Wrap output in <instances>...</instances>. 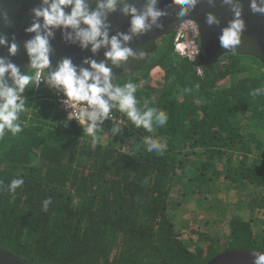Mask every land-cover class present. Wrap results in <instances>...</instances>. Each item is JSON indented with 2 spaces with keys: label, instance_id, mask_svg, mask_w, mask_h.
I'll return each mask as SVG.
<instances>
[{
  "label": "trees",
  "instance_id": "1",
  "mask_svg": "<svg viewBox=\"0 0 264 264\" xmlns=\"http://www.w3.org/2000/svg\"><path fill=\"white\" fill-rule=\"evenodd\" d=\"M203 65L198 74L175 52L174 33L163 36L118 84L137 83L138 107L165 111L167 123L149 133L113 110L115 121L97 131L95 145L66 121L52 90L26 89L23 131L0 135V246L35 264H205L232 248L264 252V219L255 230L250 217L264 206L256 194L264 188V94H250L264 88V65L236 54L217 63L203 57ZM113 123L122 129L114 136ZM146 137L166 149L149 153ZM15 178L24 184L11 192ZM217 178L250 199L244 194L242 211L229 216L223 242L198 228L194 243L182 240L188 224L178 227L170 213L175 184L185 180L195 195Z\"/></svg>",
  "mask_w": 264,
  "mask_h": 264
},
{
  "label": "clouds",
  "instance_id": "2",
  "mask_svg": "<svg viewBox=\"0 0 264 264\" xmlns=\"http://www.w3.org/2000/svg\"><path fill=\"white\" fill-rule=\"evenodd\" d=\"M118 2L119 0H98L96 9L90 10L87 0H42L39 7L32 9L34 19L25 31L35 33V36L24 44L30 71L23 74L17 64L0 57V135L6 131L13 135L23 131L20 116L26 110L28 102L24 93L28 88L38 87L42 80L50 89L62 90V103L71 109L67 119L76 120L82 126L83 132L92 137L93 145L100 141L97 131L111 118L113 110L118 109L136 128H143L149 133L153 132L154 125L163 127L167 123L168 116L165 111L148 107L147 103L144 108L138 107L137 83L129 79L123 85L114 84L113 70L107 63L110 61L118 68L129 58H142L143 52L137 54L127 45L133 37L146 34L153 26L162 27L159 21L167 12L157 7L158 0H146L143 10L125 3L122 12L131 17L129 32H119L110 37L108 15L117 10ZM198 2L199 0H172L173 4L179 6L177 15L180 18L194 10ZM223 2L232 6L234 18L222 28L218 38L219 46L235 51L241 45L247 27L243 19V9L238 0ZM68 7L70 12L66 11ZM250 7L253 13L264 14V0H252ZM5 20L7 21L6 14ZM206 22L209 26L221 23L212 13H208ZM54 29H63L65 40L78 42L83 49L91 45L94 54L99 49L106 48V59L97 62L88 58L84 60V64L89 67H79L70 58H63L52 70L53 48L50 38L54 37ZM0 45H7L11 56L18 52V44L14 40L9 44L6 36H0ZM250 94L254 97L262 95L264 88H257ZM121 130L119 124L113 123V136ZM144 143L149 153H160L166 149V142L152 137H146ZM23 184V178H15L7 187L9 191L15 192ZM49 203L50 198L44 201L45 211ZM254 264H264V253H256Z\"/></svg>",
  "mask_w": 264,
  "mask_h": 264
},
{
  "label": "water",
  "instance_id": "3",
  "mask_svg": "<svg viewBox=\"0 0 264 264\" xmlns=\"http://www.w3.org/2000/svg\"><path fill=\"white\" fill-rule=\"evenodd\" d=\"M90 10H95L98 0H87ZM242 5L243 19L246 22V30L242 37V43L237 50H225L219 46V35L223 27L234 18L232 6L225 4L223 0H199L194 10L187 16L180 18L177 13L179 6L172 0H158L157 7L167 12L159 23L162 27L153 26L152 30L138 37H133L127 46L131 47L137 54L143 52L142 58H129L122 62L120 67H115L110 61L108 66L113 70V83L118 84L121 80L139 71L147 62L150 55L158 48V40L163 36L173 34L178 24L183 20H192L196 23L199 31L198 42L206 61L217 63L227 54L245 55L257 58L264 65V14L253 13L251 10L252 0H238ZM42 0H0V36H6L9 44L13 40L18 44V52L11 56L7 45H0V57H5L17 64L23 74L30 71L29 58L24 44L27 40L34 38L35 33L25 30L31 26L34 14L33 8L39 7ZM125 3L134 5L138 10H143L146 0H119L117 10L109 13L108 22L111 27L109 36L119 32L128 33L130 28V15L122 12ZM70 7L66 8L70 12ZM208 13L214 14L221 23L209 26L206 22ZM7 15V21L5 20ZM42 23V18H41ZM82 27H86L82 25ZM67 31L71 32V29ZM53 48L51 56V69L54 70L58 62L63 58H70L74 65L89 67L84 60L91 58L97 62L104 61L106 48L99 49L95 54L91 51V45L87 49L80 47L79 43L66 41L63 29H54V37L50 38ZM10 82V81H9ZM63 95L62 90H54ZM256 253H264L249 248H232L221 251L205 264H254ZM0 264H35L16 255L15 253L0 246ZM146 264H166L149 262Z\"/></svg>",
  "mask_w": 264,
  "mask_h": 264
},
{
  "label": "rangeland",
  "instance_id": "4",
  "mask_svg": "<svg viewBox=\"0 0 264 264\" xmlns=\"http://www.w3.org/2000/svg\"><path fill=\"white\" fill-rule=\"evenodd\" d=\"M154 76L161 82V72H156ZM184 182L185 180L175 184L171 193V200L178 202V205L174 207L171 205L170 213L175 216L174 220L179 224L178 227L182 223L188 224L187 227L180 228V238L186 242L190 240L194 243L198 234L192 233L191 228H198V232L220 237L221 242H223L227 236H225V233H229V216L242 211L241 202L244 194L249 199L250 197L240 188L231 189V187H228L231 181L223 182L219 178L215 179L212 190L209 192L204 190L202 194L196 193L195 195L194 193L192 195L187 194V188L183 185ZM256 194L264 198V190H260ZM209 209H212V212L211 210L207 212ZM250 217L254 218L255 230L260 228L262 226L259 225L260 220L264 219V206L257 207L255 212L250 214ZM221 219L223 220L220 221Z\"/></svg>",
  "mask_w": 264,
  "mask_h": 264
},
{
  "label": "built area",
  "instance_id": "5",
  "mask_svg": "<svg viewBox=\"0 0 264 264\" xmlns=\"http://www.w3.org/2000/svg\"><path fill=\"white\" fill-rule=\"evenodd\" d=\"M199 31L196 23L192 20H183L181 21L175 32H174V50L178 55L182 58H186L193 63V66L198 74L203 73L204 65H203V54L201 47L198 42ZM35 91H43V90H52L48 87L46 83L41 81L40 85L34 86ZM53 91V90H52ZM55 97V101L57 102L58 108L65 114L66 121L68 122H75L77 125L79 123L76 120L69 121L67 119L68 112L71 109L62 103L64 99L63 95L58 92L53 91ZM110 119L104 122V125H107L110 121H115L116 117L115 114H110ZM81 126V125H79Z\"/></svg>",
  "mask_w": 264,
  "mask_h": 264
},
{
  "label": "crops",
  "instance_id": "6",
  "mask_svg": "<svg viewBox=\"0 0 264 264\" xmlns=\"http://www.w3.org/2000/svg\"><path fill=\"white\" fill-rule=\"evenodd\" d=\"M219 179H220V178H219ZM221 180L223 181V179H221ZM232 188H238V187H231V189H232ZM240 189H242V191H243L244 193H246V191H247L245 188H240ZM261 190H264V188H262ZM258 192H259V191H258Z\"/></svg>",
  "mask_w": 264,
  "mask_h": 264
}]
</instances>
